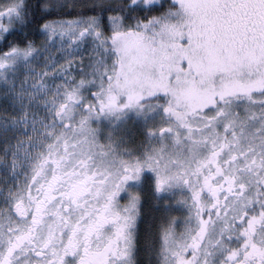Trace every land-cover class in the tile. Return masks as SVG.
<instances>
[{"label":"snow or ice","instance_id":"1","mask_svg":"<svg viewBox=\"0 0 264 264\" xmlns=\"http://www.w3.org/2000/svg\"><path fill=\"white\" fill-rule=\"evenodd\" d=\"M0 264H264V0H0Z\"/></svg>","mask_w":264,"mask_h":264},{"label":"trees","instance_id":"2","mask_svg":"<svg viewBox=\"0 0 264 264\" xmlns=\"http://www.w3.org/2000/svg\"><path fill=\"white\" fill-rule=\"evenodd\" d=\"M136 137V141L140 140L141 138H144L143 136H141L138 132L137 136ZM144 213L147 215V216H151L152 215V212H151V209L150 207L146 204L144 209H143Z\"/></svg>","mask_w":264,"mask_h":264},{"label":"rangeland","instance_id":"3","mask_svg":"<svg viewBox=\"0 0 264 264\" xmlns=\"http://www.w3.org/2000/svg\"><path fill=\"white\" fill-rule=\"evenodd\" d=\"M137 134H138V132H135V131H134V135L137 136ZM142 139H143V138H141L140 140H142ZM135 140H136V137H135ZM140 140H138V141H136V142L138 143Z\"/></svg>","mask_w":264,"mask_h":264}]
</instances>
